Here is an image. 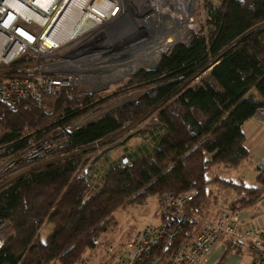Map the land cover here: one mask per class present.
<instances>
[{
	"label": "trees",
	"instance_id": "trees-1",
	"mask_svg": "<svg viewBox=\"0 0 264 264\" xmlns=\"http://www.w3.org/2000/svg\"><path fill=\"white\" fill-rule=\"evenodd\" d=\"M203 9L205 32L200 30L188 44L174 45L155 69L140 71L120 91L142 95L77 129L65 130L100 106L102 94L71 88L14 106L0 103V160L21 152L30 140L49 142L57 130L68 143L50 156L71 153L158 110L151 121L153 145L138 148L122 165L109 166L99 180L80 175L82 156L70 155L1 189L0 227L6 225L7 235L0 264H83V255L112 226L114 212L164 193L199 192L186 205L192 221L180 232L181 240L193 237L216 202L209 198L212 183L234 192L226 210L252 211L264 197V169L254 168L253 186L207 179L213 167L251 165L242 125L264 108V27L253 31L264 24V0H206ZM205 71L207 76L194 85ZM25 163L32 162L18 165ZM47 224L53 229L41 242L38 233Z\"/></svg>",
	"mask_w": 264,
	"mask_h": 264
},
{
	"label": "built area",
	"instance_id": "built-area-1",
	"mask_svg": "<svg viewBox=\"0 0 264 264\" xmlns=\"http://www.w3.org/2000/svg\"><path fill=\"white\" fill-rule=\"evenodd\" d=\"M156 2L0 0V103L14 106L80 85L92 93L134 76L139 71L122 78L120 73L146 47L142 23L155 15ZM53 141L30 140L24 150L0 160V173L41 161L68 143L65 133ZM198 194L159 196L157 223L138 230L123 245H104L100 264H207L225 248V238L250 251V264H264V197L252 211L224 210L201 219L193 237L181 240L180 232L192 221L186 205Z\"/></svg>",
	"mask_w": 264,
	"mask_h": 264
},
{
	"label": "rangeland",
	"instance_id": "rangeland-1",
	"mask_svg": "<svg viewBox=\"0 0 264 264\" xmlns=\"http://www.w3.org/2000/svg\"><path fill=\"white\" fill-rule=\"evenodd\" d=\"M205 1L206 0H197L194 11L192 13L194 24L193 30H190V34L192 36L187 39L184 44H187L190 39H193L200 30H203L202 32H205L208 28L206 23V11L203 9V4L205 3ZM261 27H264V24L257 25L253 29V31ZM168 52L164 55H167ZM144 69L152 70L153 68L147 66L140 71ZM207 73L208 71L201 72L199 74V77L195 78L193 84H198L201 78H205L207 76ZM133 77L134 76L125 77L120 80L113 81L112 84H110L107 88L92 91V94H102V96L105 98V101L101 102L100 106H95L86 114L73 121L70 124L71 129L94 121L98 117L142 95V92H120L121 89H123L127 84V82ZM76 89L79 92L91 93L89 91L92 88H90L89 86L80 85ZM252 93L254 94L256 100H260V97L255 89L252 90ZM113 95L114 97H110ZM157 111L158 110L156 108H153L146 114L141 116L138 120L125 122L122 128L117 132L83 149L71 153H63L61 155L53 157L49 156L41 161L27 164L25 163L13 167L9 170L2 171L0 173V190L7 187L22 176H25L34 169L40 168L51 162L62 161L68 158L70 155L82 156L79 169L80 175L91 177L96 181L99 180V177L109 166L113 164L122 165L123 162H126L128 156L135 152L138 148L143 146L151 147L153 145L152 122L155 120L154 118ZM57 131L58 133L54 134L50 138V142H54L53 140L56 137L61 136V134L63 133V131L61 130ZM245 166H247V169L244 168ZM255 166V164H242L241 167H239V169L237 170H227L222 167H213L209 172L207 179H215L216 177H219L221 179H230L236 182L240 180L247 186H253L255 183L256 175V172L254 171V168H256ZM209 189L211 192V195L209 196L210 200L212 201L214 197H216L217 199L216 202L206 210V213L202 217V220L217 217L218 214L222 210H226L225 208L229 206V204L235 199L234 192L229 191L228 193L227 191L220 189L219 186L215 183H212ZM158 200L159 197L150 198L144 204L127 206L114 212V222L112 226L99 237L97 241V247L93 250L87 251L83 255L82 263L100 264L105 257V251L103 247L104 245H123L124 241L138 230L143 229L149 225H155L157 223L156 214ZM52 229V224L43 226L38 233V239L41 242H45ZM6 235V225H3L0 227V236L2 238V243H4ZM221 245H224L226 249L224 248L222 250L219 248L216 254L209 260L207 264H250L251 253L243 245L229 238H225V240L222 241ZM227 249H229L230 251L226 256H224L223 251H226Z\"/></svg>",
	"mask_w": 264,
	"mask_h": 264
},
{
	"label": "bare ground",
	"instance_id": "bare-ground-1",
	"mask_svg": "<svg viewBox=\"0 0 264 264\" xmlns=\"http://www.w3.org/2000/svg\"><path fill=\"white\" fill-rule=\"evenodd\" d=\"M155 15H150L143 24L145 48L137 53L120 78L131 76L144 67L157 66L159 59L176 43H184L192 35L193 11L197 0H156ZM122 71V70H119ZM0 245L2 238L0 236Z\"/></svg>",
	"mask_w": 264,
	"mask_h": 264
},
{
	"label": "crops",
	"instance_id": "crops-1",
	"mask_svg": "<svg viewBox=\"0 0 264 264\" xmlns=\"http://www.w3.org/2000/svg\"><path fill=\"white\" fill-rule=\"evenodd\" d=\"M262 102V99H257ZM245 135V145L250 151V164L256 165L260 170L264 169V108H259L254 116L242 125ZM245 165V164H243ZM241 167V165L239 166ZM239 167L237 169H239ZM247 169V166L244 167ZM256 174V173H255ZM256 177V175H255Z\"/></svg>",
	"mask_w": 264,
	"mask_h": 264
},
{
	"label": "water",
	"instance_id": "water-1",
	"mask_svg": "<svg viewBox=\"0 0 264 264\" xmlns=\"http://www.w3.org/2000/svg\"><path fill=\"white\" fill-rule=\"evenodd\" d=\"M192 40H193V39H191L188 43H190ZM188 43H187V44H188ZM177 44H184V43H176L175 45H177ZM163 56H164V55H163ZM159 60H160V59H159ZM139 71H140V70H139ZM2 244H3V243H2ZM1 246H2V245H0V248H1Z\"/></svg>",
	"mask_w": 264,
	"mask_h": 264
}]
</instances>
